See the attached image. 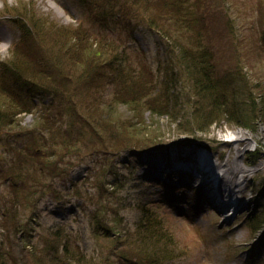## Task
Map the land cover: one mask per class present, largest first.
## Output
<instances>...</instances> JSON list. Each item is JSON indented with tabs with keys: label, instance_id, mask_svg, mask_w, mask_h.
<instances>
[{
	"label": "rangeland",
	"instance_id": "1",
	"mask_svg": "<svg viewBox=\"0 0 264 264\" xmlns=\"http://www.w3.org/2000/svg\"><path fill=\"white\" fill-rule=\"evenodd\" d=\"M167 1L171 6L174 0ZM179 1L180 11L164 8L162 16L170 11L184 24L186 20L183 22L178 15H187L190 32L171 18L158 23L171 30L177 38L175 42L153 23L157 17L160 19L158 7L163 6V0L160 4L155 0H0V77L9 84L13 82L12 72L8 75L4 71L14 57L15 43L24 41L15 18L28 11L36 19H48L50 24L91 29L119 50H125L131 71L149 81L155 91L165 87L171 95L173 92L169 97L171 108L164 115L151 117L147 111L143 120L152 124L151 134L158 131L163 143L121 153L98 147L94 151L79 148V152L71 150L62 160L54 154L47 158L45 150L36 148L42 156L34 162L28 156L27 141L35 134L38 108L51 104L48 101L56 95H64L55 86L37 87L36 112H24L16 124L0 129V136H9L4 144L0 141V166L12 157L17 161L26 158L38 169L26 182L24 178L16 179L19 174L15 172V224L10 219H0V257L5 258L6 264H36L47 246L63 243L72 248L79 244L90 261L95 256L96 264H264V230L256 237L258 232L251 223L264 211V0ZM30 41L46 63L57 54L40 35L34 34ZM183 47L206 51L208 61L218 69L217 75L229 85L233 104L238 101L233 105L236 112L255 115L254 126L227 123L224 117L205 131L179 133L177 123L186 126L187 119L191 122L198 113L194 111L199 100L194 95L193 79L180 63ZM63 66L61 76L77 77L79 69ZM106 72L111 70L107 68ZM250 96L257 97L254 110L246 100ZM243 100L247 105L239 104ZM202 103L208 107V103ZM127 108V104L119 107L121 113H127ZM173 111L174 117H168ZM53 112L55 118L60 117ZM71 120L74 116L66 115L60 129L65 133L73 130L75 135L71 137L76 138L79 124L68 129ZM57 140L45 138L47 146ZM254 150L259 151L258 156ZM189 151H196L197 156L206 153L207 161L215 167L223 165L222 171L227 169V175L233 161L244 167L238 172L241 181L235 193L221 190L220 200L232 201V206L222 209L207 201L206 193L211 194L208 184L200 187L201 181L190 177L195 167L190 166L191 171L172 170L169 165L173 155L191 165L195 163L185 157ZM116 175L119 179L114 180ZM6 180L4 177L0 181V188L7 185ZM163 182L177 187L166 189ZM7 192L0 190V207L7 202V195L13 197L12 189ZM33 192L36 202L27 207L25 196ZM145 208L154 214L153 231L165 243L160 248L151 247L153 258L145 251L141 255L136 244L131 245L133 240L112 242L103 229L116 224L124 233L131 230V236Z\"/></svg>",
	"mask_w": 264,
	"mask_h": 264
},
{
	"label": "trees",
	"instance_id": "2",
	"mask_svg": "<svg viewBox=\"0 0 264 264\" xmlns=\"http://www.w3.org/2000/svg\"><path fill=\"white\" fill-rule=\"evenodd\" d=\"M155 1L160 4V0ZM169 4V1L163 0V6L158 7L160 19L157 17V22L153 20V23L160 27L164 35L173 38L176 42L177 38L171 35V30L166 29L165 26H160L158 23L161 20L166 21L171 18L179 22L181 28L188 32H190L191 25L187 15L177 14L180 20H186V22L182 20L184 24L173 16L176 13L174 10L180 11L182 3L179 0L171 2V6ZM164 8L165 11L169 9L174 13L170 14L171 12L168 11L169 15L163 14L162 16ZM27 12H20L15 18V22L20 24L24 33V41L15 43L13 47L14 57L9 60V69L4 71V74L8 75H11L10 72H12L13 82L9 84V81L4 77H0V129L16 124L19 120L18 117L24 112H36L39 104L35 96L37 93L39 94L37 92L38 86H55L64 95L63 97L56 95L48 101L51 104L44 103L43 107L38 108L35 134L28 138L27 148L30 154L27 153L26 156L28 155L34 162L37 161L42 153L36 151V148H41V151L42 149L45 150L47 158H51L54 154L60 156L62 160L66 155H69L68 152H72L71 150L87 149L94 151L100 148L106 152L110 151L109 153H121L124 150H142L165 141L163 138H159L158 131L151 134L149 128H152V124H147L143 120H145L144 115L147 111L150 112L151 117L154 115L160 117L171 108L169 97L173 95V92L172 95L171 91L168 93L169 88L163 87L162 90L155 91L149 81L147 82L146 79L137 76L139 74L136 75L131 71L125 50H119L117 45L100 38L91 29H85L83 25L74 28L50 24L48 19L47 21L40 18L36 19ZM162 23L165 25L163 21ZM34 34L46 39L56 49L57 54L53 55V58L47 63L38 56L33 43L30 41ZM113 41L115 42V40ZM197 50H189L183 47L179 54L181 66L193 79L194 95L199 99L195 102L196 111H194L198 113L193 115L191 122H189L190 119H187V122L184 119L186 126H183L182 122L177 123L179 133L193 134L194 130L205 131L224 117L228 119L229 122L227 123L235 121L239 125L252 123L254 126L256 116L236 112L233 105H237L238 101L233 104L226 80L217 75L218 69L208 61L209 55L206 51ZM63 65H71L73 68L79 69L77 77L61 76L62 68L64 69ZM107 68L111 72H106ZM26 75L30 77L27 78ZM106 90L109 93L105 92ZM256 99L257 97L246 98L248 105L250 104V109L254 110ZM244 101L239 102V104L244 103ZM202 102L208 103V107L204 108ZM121 104L128 105L127 113L120 112ZM244 104L247 105L246 102ZM54 110L60 116L59 118L53 116ZM66 115L70 118L74 116V120L70 122L72 124L67 127L68 129L76 126L75 123L79 124L80 129L78 131L80 134L76 138L71 137L75 135L73 130L65 133L62 129L63 132H61L60 128L65 123ZM167 116L174 117V111L168 113ZM251 118L253 119L251 120ZM170 119L171 122H174L173 118ZM145 128L148 130H144ZM5 136H0L1 143L9 139V136L6 138ZM46 137L58 140L52 144L48 143L47 146ZM68 139L69 142H67ZM7 144L10 145L12 142H7ZM82 146L83 148H81ZM50 149L52 151H49ZM54 149L56 152H53ZM258 152V150H254L253 154L258 156ZM23 159L17 161L12 157L10 160L1 163L0 166V181L4 177L7 179V185L0 190L2 193L8 190V194L12 189L13 193V197L6 194L7 202L1 204L0 219H10L14 224L15 172L19 174L16 179L21 178L23 180L24 178V182L29 181L30 177L32 179L35 171L38 172L36 167L31 166V162L25 160L26 158ZM26 162L29 166L25 164ZM117 163L120 162L117 161ZM117 179L119 177L116 175L114 180ZM162 186L166 189L177 187L173 183H164ZM25 198L27 207L36 202L34 201L35 192L27 194ZM154 223V214L145 208L135 230L132 231L134 232L133 235H129L131 230L125 233L123 230H118L116 224V227L111 224V226H103V229L105 235L112 242H117L119 239L133 240L131 245L136 244L141 255L147 252L148 256L153 258L155 253L152 252L151 247L160 248L161 245H165L164 239L153 231ZM251 223H253L252 227L255 232L259 231L264 226V211L257 214ZM34 252L38 254L40 251L34 250ZM136 257L142 256L137 255ZM0 258V264H6L5 258ZM94 258L95 256L92 257L91 261L96 264V258ZM48 261L52 264L61 261H65V264H92L87 257V252L79 244L77 248H72L68 243H63L60 246H47L43 253L37 257L36 264H47Z\"/></svg>",
	"mask_w": 264,
	"mask_h": 264
},
{
	"label": "bare ground",
	"instance_id": "3",
	"mask_svg": "<svg viewBox=\"0 0 264 264\" xmlns=\"http://www.w3.org/2000/svg\"><path fill=\"white\" fill-rule=\"evenodd\" d=\"M192 156H196L197 157V154L192 152V151L191 152L189 151L185 155V157H189V158L192 157ZM173 157H174L173 158L174 160L178 158V156L176 157V155H173ZM187 164L188 163L186 162L185 165H187ZM203 166L200 167L202 170L198 169L199 172H196L191 177L192 180H194V181H201L200 187H206L205 186V184H207L206 183V179L210 176L209 172H216L217 176H214V179L216 180L215 177H217V180H218L216 186L212 184V181L210 179H208V183H209L211 189L214 190V191L219 190L218 192H220V194H221V190L223 188L225 190H227L228 192H230L231 195H233V192L235 193V190L237 189V187L239 186L240 181H241V178L238 176V172L239 171H244V170H241V169L244 168L243 166H241V164H238V163H236V161H233L232 166L229 169V170H231V171H229L230 172L229 175H227V173H226L228 171L227 169H225V172L222 171L223 165H221V164H220V166H217V167H215V166L211 167L209 165V167L207 168V166L205 164ZM159 172H161V170H159ZM202 174L206 175L205 176L206 179H201V175ZM206 194L209 197V199H207V201L209 200L211 203H214V204L217 203L218 206L222 207V209H224L227 205H231V206L233 205V202L229 201L227 203V205L223 207V201L222 202H217L216 199H214V197L217 198V199H222L221 195H218L216 193H214V194L206 193ZM225 200H227V199H224V201Z\"/></svg>",
	"mask_w": 264,
	"mask_h": 264
}]
</instances>
